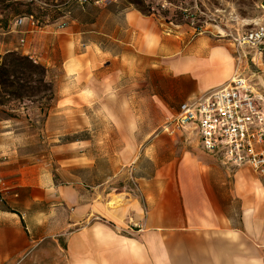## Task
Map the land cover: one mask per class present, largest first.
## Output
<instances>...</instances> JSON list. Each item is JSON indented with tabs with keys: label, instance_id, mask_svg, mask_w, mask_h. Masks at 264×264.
<instances>
[{
	"label": "crops",
	"instance_id": "1",
	"mask_svg": "<svg viewBox=\"0 0 264 264\" xmlns=\"http://www.w3.org/2000/svg\"><path fill=\"white\" fill-rule=\"evenodd\" d=\"M101 8L89 21L68 14L44 28L14 21L0 37V55L17 50L46 67L55 102L45 124L60 142L35 148L29 107L24 118H0V264L36 261L48 244L54 264H264V175L210 161L194 123L165 130L184 103L234 76L231 44L132 6ZM95 107L121 140L111 150L117 169L157 168L135 178L141 196L117 194L119 207L102 188L107 179L61 173L96 165Z\"/></svg>",
	"mask_w": 264,
	"mask_h": 264
},
{
	"label": "rangeland",
	"instance_id": "2",
	"mask_svg": "<svg viewBox=\"0 0 264 264\" xmlns=\"http://www.w3.org/2000/svg\"><path fill=\"white\" fill-rule=\"evenodd\" d=\"M131 1L133 3H131ZM264 0H0V37L10 29V25L21 16L34 15L36 26L44 28L46 25L64 19L65 11L70 10L72 18L89 21L92 17H96L101 7H142L146 11L152 12L151 15H157L172 25L177 26L176 29L183 32L207 33L211 37L218 39H226L231 44L234 55L238 57V51L235 45V38L243 32L256 27L260 22H264V9L261 4ZM252 49L245 48L243 50V62L239 64L244 74L250 78L261 96L262 108L264 109V64L257 59V64L252 61ZM238 53V54H237ZM5 55V54H4ZM4 55H0V60ZM237 63L235 64V68ZM52 85V83H51ZM55 102L53 90L41 91L39 94L23 99L8 101L0 105L1 117H18L20 114L24 118V109L29 107V114L35 118L38 126L36 149H49L60 142L55 140L51 132V127H46V116L52 109ZM138 108V107H137ZM15 110V111H13ZM94 129L95 142L89 146L91 155L97 159L96 165L78 169L75 172L70 166H65L61 173L63 178L72 179L75 177L90 180L98 183L107 179V184L102 188L105 191L116 193L113 195L112 206L119 207L122 199L118 197V193L136 191L141 196V191H137L135 178L150 177L154 174L156 167L144 164L140 170L133 168L131 165L123 169H117V154L112 149H118L120 146V138L115 136V125L106 117L101 107H95L94 112ZM147 122L143 121V126ZM161 131V127L158 132ZM108 135V136H106ZM154 138V137H152ZM194 141V137H190L189 141L185 138L182 142H186L188 146L194 145L188 142ZM67 141H62L65 144ZM108 150L109 154L102 153V145ZM146 144L144 143L143 147ZM197 146V144H195ZM101 147V148H100ZM142 147V149H143ZM192 147V146H191ZM116 151V150H115ZM210 161H216L222 164L224 161L218 156H214L206 152ZM111 158V160H109ZM223 161V162H221ZM224 165V164H223ZM227 165V164H225ZM231 168V173L238 168L227 165ZM226 166V168H227ZM257 176H262L258 173ZM48 251L43 256L38 257L36 261L31 260L25 264H54L52 255H56L57 251L53 244L46 245ZM5 264H14L12 262Z\"/></svg>",
	"mask_w": 264,
	"mask_h": 264
},
{
	"label": "built area",
	"instance_id": "3",
	"mask_svg": "<svg viewBox=\"0 0 264 264\" xmlns=\"http://www.w3.org/2000/svg\"><path fill=\"white\" fill-rule=\"evenodd\" d=\"M261 8L264 9V1ZM25 18L36 24L34 16L20 17L15 22L22 23ZM65 25V22L61 23V26ZM235 40L239 54L234 76L219 88L184 103L180 114L166 123L165 130L174 134L194 123L203 150L220 157L227 165H250L256 173L264 175V109L256 87L239 66L245 48L264 57V22L243 32ZM3 183L4 179L0 177V185ZM4 200L0 189V203Z\"/></svg>",
	"mask_w": 264,
	"mask_h": 264
},
{
	"label": "trees",
	"instance_id": "4",
	"mask_svg": "<svg viewBox=\"0 0 264 264\" xmlns=\"http://www.w3.org/2000/svg\"><path fill=\"white\" fill-rule=\"evenodd\" d=\"M136 9L147 15L152 14L151 11H146L140 6ZM69 13L70 10L65 11V14ZM30 16L34 15L29 13L21 17ZM46 72V67L29 55L17 50L6 53L0 60V105L8 101L32 97L41 91L53 90Z\"/></svg>",
	"mask_w": 264,
	"mask_h": 264
}]
</instances>
